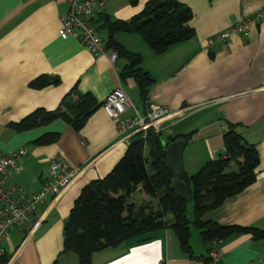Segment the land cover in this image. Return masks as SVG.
Returning a JSON list of instances; mask_svg holds the SVG:
<instances>
[{"label": "crops", "instance_id": "crops-1", "mask_svg": "<svg viewBox=\"0 0 264 264\" xmlns=\"http://www.w3.org/2000/svg\"><path fill=\"white\" fill-rule=\"evenodd\" d=\"M151 1L105 0L103 13L113 21L126 22L145 11ZM177 1L193 13L189 25L195 36L191 40L156 55L138 34L120 32L114 37L127 51L141 55V67L155 81L145 104L136 81L120 78L125 59L118 58L115 65L107 54L94 57L77 40L59 38L60 15L66 12V3L0 0V152L27 150L19 162L20 176L13 181L26 193H37L50 178L53 158L61 157L76 169L66 190L57 198L46 199L27 222L11 230L2 244L8 264H79L75 254H62L68 215L82 190L105 178L130 144L102 108L115 88L131 99L139 115H144L149 105L185 110L183 118L162 124L160 134L162 144L168 137L186 142L183 179L196 174L207 162L225 158V134L230 125L237 126L245 143L258 152L256 181L208 211L203 221L264 230V24L207 47L210 37L264 9V0ZM100 33L107 39L106 31ZM41 76L58 78L61 83L31 88L30 83ZM78 94H90L101 105L78 132L63 120L26 132L11 126L39 109L56 111L65 98L76 101ZM46 135H58V140L44 146L35 143ZM187 135L189 140L184 138ZM145 153L148 155V148ZM233 167L237 169L234 162L228 171L235 170ZM138 192L140 201L135 199ZM129 201L137 206L155 204L141 187ZM36 223L39 225L34 227ZM149 237L153 240L148 243L129 241L96 252L92 264H204L182 251L170 229ZM213 250L220 253L218 264H264V240H254L251 234L213 242L209 257ZM192 251L195 257L207 255L203 244H193Z\"/></svg>", "mask_w": 264, "mask_h": 264}, {"label": "trees", "instance_id": "trees-1", "mask_svg": "<svg viewBox=\"0 0 264 264\" xmlns=\"http://www.w3.org/2000/svg\"><path fill=\"white\" fill-rule=\"evenodd\" d=\"M193 13L177 0H152L145 11L129 21H113L101 13L96 21L99 31H106L107 51H116L118 58L127 64L120 72L125 81L133 78L145 104L154 79L141 67L140 54L127 51L115 39V34H138L156 55L165 53L171 46L194 38L195 32L189 23ZM60 79L41 76L30 83L33 89L58 86ZM76 101L63 100L53 112L37 110L19 123L11 124L18 132H26L46 126L56 120L67 122L75 131L85 126L91 114L101 107L90 95H77ZM225 158L207 162L196 174L187 176L184 184L190 200L182 199L171 186L175 180L166 164L161 135L149 133L146 140L135 137L125 156L103 179L86 186L75 201L64 226V250L62 254H75L79 264H92V256L109 248L119 247L127 241L139 244L153 240L149 237L158 231L170 229L177 236L181 249L204 264H212L209 251L213 242L251 234L254 240H264V230L240 226H221L204 222L205 214L220 207L226 200L243 193L256 181L259 166L258 152L248 145L235 125L225 134ZM189 135L185 136L189 140ZM58 140V135H46L35 143L49 145ZM148 148V155L145 151ZM236 170L228 171L231 163ZM142 188L155 201L135 205L131 196ZM194 206V220L187 214V204ZM171 215L172 218L167 217ZM199 230L200 241L207 255L195 257L190 245L191 228ZM8 256H0V264H8ZM53 264H58L55 261Z\"/></svg>", "mask_w": 264, "mask_h": 264}, {"label": "built area", "instance_id": "built-area-1", "mask_svg": "<svg viewBox=\"0 0 264 264\" xmlns=\"http://www.w3.org/2000/svg\"><path fill=\"white\" fill-rule=\"evenodd\" d=\"M66 3L67 10L60 15L58 36L61 40H77L94 57L108 55L112 64L117 63L118 53L107 51L105 39L97 28L96 21L103 13L105 0H60ZM264 24V9L245 18L229 30L207 40V47L225 42L231 35L248 33L253 26ZM116 65V64H115ZM261 90H264L262 82ZM131 99L119 88H115L104 101L102 108L116 123L119 135L131 142L135 137L146 140L149 133L161 134L162 124L176 117L183 118L185 110L174 111L169 107L149 105L144 115H139ZM131 113H134L133 115ZM27 156L26 149L3 154L0 152V256L2 244L8 239L11 230L27 222L39 205L50 198H57L74 181L76 169L61 157L52 159L50 178L39 192L26 193L15 180L20 176L19 162ZM36 223L34 227H37ZM218 242V241H217ZM214 264L219 263L220 253L212 251ZM252 264V263H250Z\"/></svg>", "mask_w": 264, "mask_h": 264}, {"label": "water", "instance_id": "water-1", "mask_svg": "<svg viewBox=\"0 0 264 264\" xmlns=\"http://www.w3.org/2000/svg\"><path fill=\"white\" fill-rule=\"evenodd\" d=\"M186 142L183 139H175L174 137H168L163 146L166 150V164L175 176V180L172 182L171 186L173 190L185 201H189L190 197L187 188L184 184L182 178L183 167H182V154L183 148Z\"/></svg>", "mask_w": 264, "mask_h": 264}, {"label": "rangeland", "instance_id": "rangeland-1", "mask_svg": "<svg viewBox=\"0 0 264 264\" xmlns=\"http://www.w3.org/2000/svg\"><path fill=\"white\" fill-rule=\"evenodd\" d=\"M138 106V105H137ZM234 168V167H233ZM235 169V168H234ZM236 170V169H235ZM231 171V170H229ZM141 195L140 192H138L136 195H135V199L139 198ZM138 201H140L139 199H137ZM136 200V201H137ZM132 202V201H131ZM194 206H193V203L192 202H188L187 204V214H188V217L190 220H194ZM171 216V215H170ZM172 217V216H171ZM191 232H192V235H191V240H190V245L191 247L193 246V244H198L199 246H202L201 242H200V237L198 236L199 235V230L196 229L195 227H192L191 228ZM151 236V235H150ZM130 241V240H129ZM129 241H127L126 243H128ZM134 241V239H133Z\"/></svg>", "mask_w": 264, "mask_h": 264}]
</instances>
